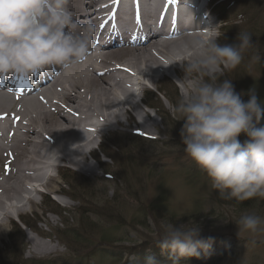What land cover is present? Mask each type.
Returning a JSON list of instances; mask_svg holds the SVG:
<instances>
[{
    "label": "rangeland",
    "instance_id": "obj_1",
    "mask_svg": "<svg viewBox=\"0 0 264 264\" xmlns=\"http://www.w3.org/2000/svg\"><path fill=\"white\" fill-rule=\"evenodd\" d=\"M227 2L234 3L232 13H218L225 25L219 29L222 34L217 42L235 44L240 30L250 32L243 24L238 27V20L243 17L257 21L256 29L250 32L253 45L235 69L221 66L203 78L210 80L215 76L219 82L230 79L245 102L249 90L254 89L258 102L264 106V0ZM178 67L184 75L183 66ZM159 79L156 85L147 84L141 96L136 93L141 111L148 112L157 126L154 137L131 133L127 128L116 129L118 134L107 133L92 156L88 155L95 170L93 175L72 167L53 171L64 194L46 191L34 196L37 208H27L19 216L32 232L19 225L15 217L10 219V230L0 239V264L138 262L137 256H127L141 245L157 243L166 224L192 221L201 228L198 238H212L207 253L201 252L195 257L198 263L192 264H200L199 260L208 264H264V223L255 234L238 232L236 225L244 214H255L264 221V199L253 197L237 202L220 198L207 175L184 152L179 134L184 121H177L173 106L187 96L186 90L172 72ZM187 83L190 91L191 80ZM148 96L156 98L150 101ZM121 118L125 122V117ZM260 124L264 125V117ZM238 139L243 142L247 137L241 133ZM13 224L19 235L13 234ZM32 234L50 241L55 250L40 249L29 254L27 237ZM10 245L14 246L13 255Z\"/></svg>",
    "mask_w": 264,
    "mask_h": 264
},
{
    "label": "bare ground",
    "instance_id": "obj_2",
    "mask_svg": "<svg viewBox=\"0 0 264 264\" xmlns=\"http://www.w3.org/2000/svg\"><path fill=\"white\" fill-rule=\"evenodd\" d=\"M169 1L71 0L75 18L95 26L86 61L27 78L0 77V239L7 235L10 219L37 208L35 195L43 190L64 194L53 171L72 167L87 176L95 173L88 155L96 137L121 128L154 137L157 126L136 99L147 84L156 85L172 72L188 94L178 66L195 59V50L181 44L212 32L200 34L190 7L184 15ZM27 244L29 254L56 247L33 234Z\"/></svg>",
    "mask_w": 264,
    "mask_h": 264
},
{
    "label": "clouds",
    "instance_id": "obj_3",
    "mask_svg": "<svg viewBox=\"0 0 264 264\" xmlns=\"http://www.w3.org/2000/svg\"><path fill=\"white\" fill-rule=\"evenodd\" d=\"M70 2L0 0V77L27 78L52 67L67 70L86 61L95 26L81 24ZM209 31L212 35L207 38L197 37L181 44L185 50H195V59L182 65L191 89L173 106L177 121H184L179 133L184 152L207 175L221 199H264V125L260 124L264 106L254 89L249 90L245 102L230 79L219 82L215 76L203 78L221 66L227 70L239 66L245 51L253 45L251 35L240 31L237 43L221 45L217 41L222 33L216 27ZM241 133L247 137L243 142L238 139ZM262 223L261 217L244 214L236 225L238 232L255 234ZM200 232L193 221L168 223L155 246L168 254L170 264H180L181 258L207 253L212 238L200 239ZM144 264L161 262L149 255Z\"/></svg>",
    "mask_w": 264,
    "mask_h": 264
},
{
    "label": "trees",
    "instance_id": "obj_4",
    "mask_svg": "<svg viewBox=\"0 0 264 264\" xmlns=\"http://www.w3.org/2000/svg\"><path fill=\"white\" fill-rule=\"evenodd\" d=\"M234 3L233 2H229V3H227V4H223L222 6H220L219 7V13H224V12H227V11H229V12H231V10H232V5H233ZM232 13V12H231ZM225 14V13H224ZM229 14V13H228ZM242 24L245 26V27H248V29L250 28L251 29V31H254L255 29H256V26H257V23L254 21V19L252 20V19H248V18H246V19H244V21L242 22ZM242 24L240 25V26H238V27H240L241 28V26H242ZM241 32L243 31V32H246V33H249L250 34V32H248V30H240ZM154 98H156V97H147V100H150V101H152V99H154ZM167 102L170 104V101L169 100H167ZM148 107H150L149 105H148ZM150 108H152V107H150ZM167 115V114H166ZM163 119H166V117H164ZM105 157H107V158H109L110 159V157H108V156H106L105 155ZM66 174H73V173H70V172H67ZM74 175V174H73ZM154 209H156V208H154ZM157 210V209H156ZM140 211H145V210H140ZM15 225L13 224V227H12V231H13V234H18L19 235V230L17 229V228H15L14 227ZM26 227H28L27 225H25ZM21 238V237H20ZM21 240V239H20ZM11 241V240H10ZM11 243V242H10ZM9 243V244H10ZM66 244V243H65ZM156 245V243L155 244H151V245H148V246H146V245H141V246H139V247H137V250H138V258H141L142 260H141V262L140 263H133V262H130V261H123V262H120L119 264H144V260H145V257L147 256L145 253H144V250H146V249H152L153 250V252H152V254L155 256L156 255V253L159 251V248L158 247H156L155 246ZM108 246V245H107ZM108 248H109V246H108ZM10 253H12V255L14 254V246H12V245H10ZM108 254V253H107ZM155 259L156 260H158V261H160L161 262V264H166L167 262H170V261H168V260H166V259H162V258H160V257H155ZM194 259V257H188V260L187 261H182V260H180V263H188V261H190V262H192V261H194L193 260ZM19 263H21V262H19Z\"/></svg>",
    "mask_w": 264,
    "mask_h": 264
},
{
    "label": "snow or ice",
    "instance_id": "obj_5",
    "mask_svg": "<svg viewBox=\"0 0 264 264\" xmlns=\"http://www.w3.org/2000/svg\"><path fill=\"white\" fill-rule=\"evenodd\" d=\"M173 2H174V0H173ZM3 117H0V119H2ZM15 119H18V118H15ZM141 135H144L143 133H141Z\"/></svg>",
    "mask_w": 264,
    "mask_h": 264
}]
</instances>
